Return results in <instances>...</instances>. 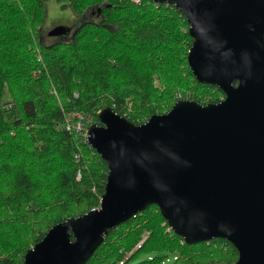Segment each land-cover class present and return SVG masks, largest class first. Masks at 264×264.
<instances>
[{
    "label": "trees",
    "instance_id": "16d2710c",
    "mask_svg": "<svg viewBox=\"0 0 264 264\" xmlns=\"http://www.w3.org/2000/svg\"><path fill=\"white\" fill-rule=\"evenodd\" d=\"M47 0H0V262L22 264L47 230L98 208L108 164L67 127L73 111L111 106L139 124L176 100L219 102L187 54L193 38L174 5L151 0H56L84 16L64 35H42ZM78 93V95H75ZM229 240L188 243L157 204L112 229L85 264H225Z\"/></svg>",
    "mask_w": 264,
    "mask_h": 264
},
{
    "label": "water",
    "instance_id": "95a60500",
    "mask_svg": "<svg viewBox=\"0 0 264 264\" xmlns=\"http://www.w3.org/2000/svg\"><path fill=\"white\" fill-rule=\"evenodd\" d=\"M151 1L185 15L190 68L225 96L180 98L139 124L101 109L88 129L109 168L100 206L53 225L22 264H85L112 229L151 204L188 243L231 241L238 258L225 264H264V0ZM70 31L58 24L48 34Z\"/></svg>",
    "mask_w": 264,
    "mask_h": 264
},
{
    "label": "rangeland",
    "instance_id": "374dc122",
    "mask_svg": "<svg viewBox=\"0 0 264 264\" xmlns=\"http://www.w3.org/2000/svg\"><path fill=\"white\" fill-rule=\"evenodd\" d=\"M46 7L47 18L41 32L43 36L46 33L48 34L49 30L58 24L69 26L71 31H73L84 20V16L76 14L71 8H62L56 0H47Z\"/></svg>",
    "mask_w": 264,
    "mask_h": 264
},
{
    "label": "built area",
    "instance_id": "2783aa9c",
    "mask_svg": "<svg viewBox=\"0 0 264 264\" xmlns=\"http://www.w3.org/2000/svg\"><path fill=\"white\" fill-rule=\"evenodd\" d=\"M75 95H78V93H75ZM91 124H92L91 115L84 114L80 111H73L72 114L67 118V127L69 129H74L76 133L85 136L87 140H88V129Z\"/></svg>",
    "mask_w": 264,
    "mask_h": 264
}]
</instances>
